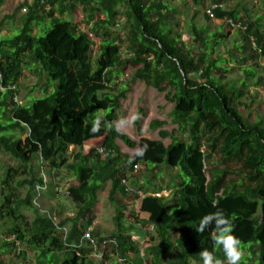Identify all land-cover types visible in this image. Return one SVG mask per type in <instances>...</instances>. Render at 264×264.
Listing matches in <instances>:
<instances>
[{
	"label": "trees",
	"instance_id": "trees-1",
	"mask_svg": "<svg viewBox=\"0 0 264 264\" xmlns=\"http://www.w3.org/2000/svg\"><path fill=\"white\" fill-rule=\"evenodd\" d=\"M169 1L35 0L33 4L25 1L19 8L18 13L23 9L27 12L16 33L0 37V76L6 88L0 90V154L10 156L18 165L5 168L0 176L2 232L7 239H14L2 241V255L18 241L35 252L36 264H87L94 248L91 241L83 239L94 227L100 194L110 186V200L117 212V231L110 239L116 243H110L119 256L116 264H203L200 252L204 249L214 251L226 264L222 249L211 239L214 225L203 233L196 230L204 215L216 211L224 212L231 220L233 234L240 239L243 251L249 252V260L264 264V118L251 122L238 108L246 98H256L249 81L256 76L255 68L260 67L264 57V18L255 20L248 15L244 22L238 8L227 10L226 0H215V16L224 21V28L244 24L246 56L241 61L251 62L252 68L238 87L228 79L229 69L223 66L226 58L213 61L212 45L218 48L221 43L210 40L208 29L201 30L194 23L193 42H185L174 30L172 18L176 11ZM193 2L212 22L206 13L212 3ZM4 4L5 0H0V7ZM78 10L84 13L89 31L72 21ZM122 15L126 17L124 29L129 31L126 40L116 30L121 27ZM198 15L196 11L194 19ZM14 19L10 15L4 18L0 35L4 25ZM218 35L225 40L229 34ZM130 68L136 70V80L168 92L167 100L175 105L172 120L183 138L162 130V138H172L170 146L148 139L138 144L117 131L122 101L129 93L125 86L119 87V81ZM26 71L37 78L34 91L42 87L44 96L21 105L16 98ZM143 114L140 111L136 121L140 135ZM97 117L101 118L100 130L93 133L90 129ZM166 124L154 121L151 128L157 130ZM215 127L225 135V158L247 157L255 188H230L222 193L225 172H217L212 181L208 180L201 140L206 129ZM118 141L132 149L147 145V150L143 156H130L122 152ZM72 147L77 152L71 153ZM41 158L54 177L47 191L61 179L65 168L77 181L67 190L74 215L58 225L33 204L37 187L44 182L36 169ZM137 167L149 174L144 178L145 187L136 184L146 197L142 198L139 213H131L129 219L128 205H117L116 195L141 199L138 193L127 192L123 184ZM165 169L179 171L167 189L155 185L164 178ZM20 171L29 172V180L21 181ZM23 188L29 190V195L18 199L16 193ZM166 190L171 191L169 197L157 196ZM25 209L36 210L32 223L25 222ZM151 228L157 235L153 239L160 243H150L142 252L140 240L151 235L147 231ZM90 233L99 250L103 241H109ZM0 264L5 261L0 259Z\"/></svg>",
	"mask_w": 264,
	"mask_h": 264
},
{
	"label": "rangeland",
	"instance_id": "rangeland-1",
	"mask_svg": "<svg viewBox=\"0 0 264 264\" xmlns=\"http://www.w3.org/2000/svg\"><path fill=\"white\" fill-rule=\"evenodd\" d=\"M28 1L29 4H33L35 0H5L4 6L0 7V23L3 22L7 15L15 16L14 22L8 21L1 30L0 37L11 36L16 33V29L19 25L21 17L26 14L27 10L23 9L18 13L19 8L22 4ZM47 1V0H45ZM171 6L175 8L176 15L172 18V23L174 30L183 36V40L188 43L193 42V35L191 36V30L193 29V23L199 29H208L209 36L211 35L213 42H220V46L216 48V44L213 43L211 48V53H213V61L219 59L220 57H225L227 63L223 66L229 69L228 79L233 84L238 87L241 86L242 82L246 79L247 70L252 68L251 62H242L241 60L246 56V50L243 51V45H245L243 40V30L240 27L224 28L225 24L222 20H213L209 22L205 18V12L200 7L194 4L193 0H170ZM224 8L227 10H232L238 8L243 21L246 22L248 15L253 19L264 18V0H226ZM123 12L124 8L121 9ZM193 10H198L199 15L194 19ZM17 13V14H16ZM60 17V15L57 14ZM106 19L105 16H102ZM72 21L75 24L82 25L85 31H89V28L84 25L85 15L81 10L76 11L72 17ZM126 22V17L124 15L120 16L119 23L116 30L120 32L121 37L126 40L129 31L124 29V24ZM238 24V23H236ZM240 24V22H239ZM244 24H242L243 26ZM264 33V21L261 28ZM230 32V33H229ZM229 34L225 40H222L219 35ZM17 35V34H16ZM127 46L123 47L124 55L127 54ZM100 41H97L96 55L99 52ZM240 48V50H239ZM214 50V51H213ZM248 51H250L248 49ZM249 54V52H248ZM259 68H255L256 76L249 81L251 86V92L256 96L255 101L250 98H246L242 102V106H238L241 110L243 116L251 122H256L261 118H264V57L259 61ZM136 70L130 68L127 75L119 81V87H126L129 89L127 98L122 101V108L119 111V120L117 122V127L119 131L123 134L128 135L132 140L141 144L143 139L153 140V141H163V143L168 147L172 144V138L164 139L160 135L162 130H166L174 135L176 138H183L184 136L179 133L178 126L174 125L172 120V112L175 105L167 100V93H162L155 88L148 86L145 82L136 80L134 75ZM218 77V74H216ZM44 82L46 79L44 78ZM258 85H255V84ZM37 84V78L33 77L30 72L26 71L23 79L21 80V86L19 88V93L17 95L18 103L21 105L30 104L31 99L43 97L42 87L34 91V86ZM43 84V83H42ZM174 94V92H173ZM140 111H143L142 121L140 128L143 134L140 135V129L136 125V120L132 121L131 117L133 115H139ZM104 113L101 114V117ZM154 121H162L167 124L160 129L153 130L151 124ZM186 136V135H185ZM27 136H23L22 139L26 140ZM225 135L220 131V128L215 127L213 129H206L202 137V150L206 156V173L209 181H212L213 177L217 172H225L224 176V191L222 193H227L230 188L234 191H241L249 189L250 187L255 188L257 183L251 180L253 176V170L247 164V157L243 156L242 159H227L223 152V142ZM119 146L124 154L134 156L136 151L139 149H132L126 146L122 141H118ZM95 145H92L94 147ZM77 152L76 147L71 148V153ZM36 165V163H35ZM17 163L13 161L10 156L0 154V176L5 168L17 167ZM40 171V175L46 174L49 180H54L53 175H49L46 165L42 164L40 159V166L36 169ZM29 173V172H28ZM24 171H20V180H29L30 176ZM179 174L178 170L170 171L168 169L164 170V178L155 182V185H162L163 188L167 189L172 182V176ZM183 174V173H182ZM149 174L146 169L141 168L140 171L131 174L130 186L133 189L132 192L138 193L141 199H137L136 196L133 198H126L121 194L116 195L117 205H128V218L132 219L131 213L138 214L141 207V201L143 195L146 194L142 191H138L139 188L136 184H140L145 187V176ZM61 179L57 180L56 185L51 187L47 192H42L34 194V206L40 210L42 214H51L58 218V223H64L69 217H72L73 204L67 196L68 187L77 184L76 178L73 173L64 169L61 172ZM154 187L150 186V191L153 192ZM110 190L111 187L108 186L107 189L100 194V201L95 210L96 221L94 227L91 229L93 234H97L99 239L110 240L111 236L117 231L115 225L116 216V206L112 204L110 200ZM1 187H0V206H1ZM29 195V190L23 188L21 191L16 193L18 199H26ZM36 195V198H35ZM171 191L166 190L161 195L169 197ZM146 197V196H145ZM34 209L23 210V215L25 216V222L32 223L35 219ZM2 221H0V259L5 261V264H36V254L35 252L26 244L19 243L16 241V245L7 251L6 255H2L3 240L13 241L14 239H7V237L2 232ZM151 235H148L144 240H140V246L142 252H145L146 246L150 243L159 244L160 241L156 238L157 235L153 233V230H147ZM138 240L137 237H134ZM104 242V241H103ZM102 242V243H103ZM110 245L109 250L106 247ZM102 251V252H101ZM24 252L25 255H20ZM244 256L242 261L247 264H255V259L249 260V252L243 251ZM101 254H103L101 256ZM98 257L95 253H91L87 264H116L119 260V256L116 249L111 246V244L103 243L102 249H98ZM241 261V262H242Z\"/></svg>",
	"mask_w": 264,
	"mask_h": 264
},
{
	"label": "clouds",
	"instance_id": "clouds-1",
	"mask_svg": "<svg viewBox=\"0 0 264 264\" xmlns=\"http://www.w3.org/2000/svg\"><path fill=\"white\" fill-rule=\"evenodd\" d=\"M138 119L137 115H133L131 120L134 121ZM101 118L97 117L94 119L91 132L95 133L100 130ZM119 131V128H117ZM147 150V145L139 148L135 155L143 156ZM214 225V230L211 233V239L215 245H219L222 249L224 256L226 258V264H241L244 256L241 241L236 237L234 232V225L231 220L222 211H216L214 213L204 215L196 229L198 233H203L205 229ZM200 258L203 264H224L220 259H218L214 251H209L204 249L200 252Z\"/></svg>",
	"mask_w": 264,
	"mask_h": 264
},
{
	"label": "built area",
	"instance_id": "built-area-1",
	"mask_svg": "<svg viewBox=\"0 0 264 264\" xmlns=\"http://www.w3.org/2000/svg\"><path fill=\"white\" fill-rule=\"evenodd\" d=\"M209 2L212 3V6H211V8L209 10L206 11V13L211 17V19L217 20L214 10L218 7V5L217 4L215 5V0H209ZM25 11H26V9H25ZM232 25L234 27H240L242 30L244 29L242 25H237V24H234V23ZM0 90L1 91H5L6 90V88L2 85V76H0ZM16 101L18 102L17 98H16ZM100 152L102 154H104V150L100 149ZM41 161H42V164H44V161H43L42 158H41ZM138 169H139V167L136 168L134 173L138 172ZM42 177H43V180H44L43 185L37 187V192H39V193L46 192L48 190V188H49V182H50L49 178L46 176V174H42ZM123 184L127 187V192H132L133 191V189L130 186V180L129 179H124L123 180ZM143 198H145L144 195H143ZM46 215L48 217H50L55 222V224H57V225L60 224V223H58V218L56 216H53L51 214H46ZM151 229L154 231V228H151ZM90 232H92V231H90ZM90 232L85 235L83 241H91L92 242L91 244L93 245V248H94V252L93 253H95L98 257H101L103 254H101V256L98 255V248L96 247V242H95V240L92 239V236H91ZM103 243H107V245L110 244V243L116 244L113 240L104 241Z\"/></svg>",
	"mask_w": 264,
	"mask_h": 264
},
{
	"label": "crops",
	"instance_id": "crops-1",
	"mask_svg": "<svg viewBox=\"0 0 264 264\" xmlns=\"http://www.w3.org/2000/svg\"><path fill=\"white\" fill-rule=\"evenodd\" d=\"M174 8V7H173ZM175 9V8H174ZM198 11V10H197ZM195 12H196V10H195ZM195 12H194V10H193V16L195 15ZM205 12V11H204Z\"/></svg>",
	"mask_w": 264,
	"mask_h": 264
}]
</instances>
